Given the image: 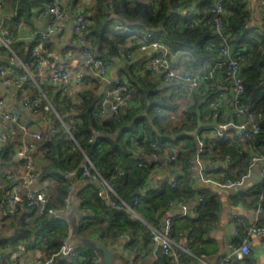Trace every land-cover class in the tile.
Returning a JSON list of instances; mask_svg holds the SVG:
<instances>
[{
	"label": "trees",
	"instance_id": "trees-1",
	"mask_svg": "<svg viewBox=\"0 0 264 264\" xmlns=\"http://www.w3.org/2000/svg\"><path fill=\"white\" fill-rule=\"evenodd\" d=\"M9 1L14 3L16 0ZM44 1L48 2L17 0L16 18L22 16L26 21L22 11H27L30 6L42 7ZM70 1L76 4L80 0ZM213 1L90 0L87 17L91 23L86 26L84 36L95 55L106 65L112 58L122 55L120 46L128 36L136 34L139 37L137 31H151V39L160 41L166 47L172 66L206 73L212 71V75L208 78L207 87L193 89L190 104L174 116L168 115L167 110L177 113L178 104L168 90L164 75L150 69L137 70L126 56H123L124 66L118 71V77L127 83L129 96L120 105L118 113L110 112L111 115L102 116L103 90H80L77 98L73 99L62 86H53L57 89L51 97L53 108L38 110L50 123L41 129L36 148L29 152L32 158L35 151L40 150L43 162L31 170L38 183L47 179L48 183L42 186L54 206L64 205L66 187L70 182L75 183L69 211L75 209L80 221V234L98 238L108 246L125 232L131 235L128 243L138 242L140 232L144 234L143 240L147 241L152 239V229L147 227L145 220L158 229L162 216L171 206L178 202L189 204L201 196L193 209L195 216L186 214L169 221L171 237L175 236L180 241L187 233L194 240L199 239L204 226L214 222L220 202L216 195L210 194L209 189H201L197 193L192 187L195 178L191 164L197 149V138L212 144L210 151L201 153L202 159L211 164L228 162L229 169L224 170L220 179L234 178L246 171L253 149L264 154V23H251L246 0H223L219 13L209 10ZM193 2L196 3L193 5ZM192 6L196 14L187 11ZM84 11L80 12L84 14ZM215 18L221 23L219 27ZM118 24H125L127 29L116 28ZM38 42L33 40L29 47H25L22 42L15 41L10 46L22 61L35 63L34 48ZM48 43L46 40L44 45L48 47ZM224 43L238 54L240 60L239 71L244 86L239 94L240 102L247 104L251 101L255 120L261 126L260 131L249 139L237 134L212 137L210 133V125L221 121L222 107H219L220 114L215 118L209 102L223 91L224 86L229 88L231 84L223 77L224 67L217 65L222 59L219 49ZM231 118L235 119L234 110ZM63 123L72 132L75 141L68 136ZM50 126H54L53 132ZM152 140H157L160 147L174 154L168 161L175 171L176 184L173 187L167 180L160 182L156 188L150 185L152 176L161 169L158 160L146 158L148 149L145 147ZM19 144L17 135L15 137L10 131V137L0 150V210L3 213L0 264L5 263L12 251L18 248H38L43 258L53 256L52 264H95L98 253L80 243H75L77 256L73 258L55 254L72 227L69 212L65 218L58 219L45 213L37 214L35 205L24 211L25 191L22 192L23 200L12 207L2 204L6 202L3 201L1 186L8 188L15 179L13 166H24L26 161L25 158H16L15 148ZM86 156L94 165L98 174L96 178L81 174V164ZM139 161L142 163L138 164ZM119 168L124 170L123 174L118 173ZM69 171H74V174L67 175ZM8 174L12 177L7 178ZM100 178L106 180L120 199L130 202L137 198L134 211L139 218L132 217L124 209L115 208L104 198L101 192L105 186L100 184ZM135 190L139 193H134ZM246 194L251 195V203L264 209V178L244 191L239 190L233 200H245ZM90 210L92 215H88ZM236 226L240 228L241 224ZM245 227L238 228L239 232ZM240 233L231 242L234 246L240 243ZM177 251L179 258L186 255L178 248ZM168 261L173 264L169 258Z\"/></svg>",
	"mask_w": 264,
	"mask_h": 264
},
{
	"label": "crops",
	"instance_id": "crops-1",
	"mask_svg": "<svg viewBox=\"0 0 264 264\" xmlns=\"http://www.w3.org/2000/svg\"><path fill=\"white\" fill-rule=\"evenodd\" d=\"M63 6L66 8V17L61 21V29L47 35L41 39L39 32L42 31L40 27L47 26L48 14L45 12V4L42 7L33 6L27 11L23 10L22 15L27 17L24 21V17L20 16L16 18L17 14V0L13 3L9 0H0V25L11 32L13 36V42L20 41L25 47H29L33 40L39 41L37 46H41L44 51L49 52L50 57L58 64L67 67L71 73L75 71L78 65V61L81 59V45L77 40V32L75 30V14L78 11H84V15L88 16L90 0H80L78 3L73 4L70 0H61ZM248 8L251 12V23L253 25H263L264 23V0H246ZM196 2H193V5ZM191 14H196L194 6L187 8ZM114 16V14L112 15ZM116 27V25H115ZM117 28V27H116ZM3 32L0 30V67L7 69L5 78L9 79L7 82L3 81V77L0 76V99L4 101L5 111H14L19 115V120L15 122L7 121L2 111L0 110V126L8 127L14 136L18 137L21 142L22 139L31 140L32 132L41 129L49 124L41 111H34L29 105L24 104L23 97L28 94L31 96H39L43 101H48L51 104V97L55 95L57 90L54 85H60L66 88L69 96L73 99L77 98V93L80 90L100 89L104 92L110 87V80L118 77V71L124 66V57L131 59L133 66L137 70L149 69V62L153 55L159 51L152 46H146L141 48L139 46L140 37L136 34L130 35L126 38L121 47L120 57L112 58V61L107 65V72L105 77H100L94 70L89 69L87 71L88 82L83 85L76 84L71 80L66 84H59L51 81H45L38 75L40 69L38 64L28 63L22 61L17 54L19 60L26 64V67L30 69L33 76L23 83V87L20 88L16 85L13 79L25 69L18 63H9V51L6 45L2 41ZM48 41V47L44 45L45 41ZM156 72V71H155ZM157 74L164 75L167 85L169 86V92L175 96L174 102L178 104V111L185 109L191 102L192 90L185 89L182 82L176 78H168L162 71H157ZM50 82V83H49ZM223 91L229 94V88L224 86ZM52 105V104H51ZM47 111V110H43ZM231 112L233 113L232 104L224 105L221 109L219 118L221 120L231 119ZM111 115L110 112H102L103 117ZM26 121H29L26 131L22 132L19 128V122L25 125ZM16 126V127H15ZM18 128L14 131L15 128ZM213 131L210 130L212 134ZM16 150V148H15ZM31 158V157H29ZM43 162V158L40 150L35 151V154L31 158L32 168H37ZM222 167L223 169H217ZM15 171V180L20 182L24 178H27L26 169L24 166L15 164L13 166ZM229 169L228 162L222 164L210 163V161L202 159L201 163L194 162L192 165V171L194 173L195 180L192 187L198 192L201 189H209L210 194L216 195L219 199V206L215 211L214 222L204 226L202 229L201 238L194 240L188 234H184L179 241L175 236L172 240L178 249L184 252L186 255L180 257L181 264H215L223 255L229 251L230 243L235 239L237 234L231 232L232 225L241 224L239 229H242L248 225L254 219H257L260 223L264 224V215H258V207L251 203V195L246 194L245 200L236 199L239 190H246L257 181L261 180L257 174L256 168L253 173L248 177L242 188L234 189L225 186L215 187L214 185L207 184L208 180L205 178L219 177L222 178L224 170ZM171 172L174 170L168 165V169L163 168L158 170L151 178V187L156 188L157 185L172 178ZM213 183V182H210ZM28 186H37L36 179H28ZM101 184V182H100ZM103 187V184H102ZM26 187L22 186L21 191H25ZM194 204L189 203V211L182 213L181 208L178 205L171 206L162 216L161 222L158 225V229H163V223L167 218H175L183 215L195 216ZM264 211V209H261ZM182 213V214H181ZM5 214V213H4ZM93 212L88 211V215H92ZM3 213L0 210V225ZM78 218V217H77ZM79 220V218H78ZM144 221V220H142ZM150 229H156V227L148 221H144ZM144 234L140 232V238L138 242L128 243L131 235L128 232L118 235L117 239L110 248L114 250V264H170L168 258L160 251L156 253L158 243L153 239L143 240ZM249 253L242 259L233 258L226 264H264V239L263 237L251 234L249 237ZM161 250V249H160ZM42 257V252L38 249L24 250L18 248L12 251L9 259L2 264H37L38 260ZM52 264V263H51Z\"/></svg>",
	"mask_w": 264,
	"mask_h": 264
},
{
	"label": "built area",
	"instance_id": "built-area-1",
	"mask_svg": "<svg viewBox=\"0 0 264 264\" xmlns=\"http://www.w3.org/2000/svg\"><path fill=\"white\" fill-rule=\"evenodd\" d=\"M1 4V3H0ZM223 0H214L213 4L209 7L210 12L219 13L222 11ZM45 12L48 14V23L45 31H40L39 36L41 39L45 38L47 35L54 33L60 30L61 21L66 17L67 11L63 6L61 0H48ZM215 22L219 27L221 23L215 18ZM91 23V19L80 11L75 14V30L77 32V40L81 45V59L78 61L77 68L73 73L70 70L58 64L51 57L49 52L44 51L43 48L39 45L34 48V62L38 64L40 69L38 75L41 76L45 81H51L59 84H66L67 82L73 80L78 85H83L88 82L87 71L89 69L94 70L100 77H105L107 72V65L104 60L96 56L90 42L84 36L86 31V26ZM117 28L127 29L125 24L116 25ZM0 30L3 32L2 41L6 45L9 51V63L14 64L18 63L25 70L18 74L13 81L20 88L23 87V83L33 76V73L30 69L26 67V64L18 59L11 48V43L13 42V36L10 31L6 28L1 27ZM137 34L140 37L139 46L145 48L146 46H152L157 48L159 51L152 56L149 62V69L152 72L162 71L168 78H176L180 80L185 87V89L193 90L197 88H206L208 78L211 77L212 71L209 73L195 71L192 68L182 69L179 67H174L171 65L167 54L166 47L158 40L151 39V31H137ZM219 54L222 57L218 61V66L224 67L223 77L231 84L229 86V94H226L224 91L218 93V95L209 102V105L214 109L213 116L217 118L220 114L219 107L224 105L232 104L235 119L218 121L215 124L210 125L212 127V137H232V135L237 134L244 139H249L256 133L260 131V124L255 120V113L251 108V101L247 104H242L239 99V94L243 91V77L239 71L240 60L238 54L235 53L228 44L224 43L220 46ZM7 69L5 67H0V76L3 77V81L7 82L9 79L5 78ZM110 87L106 89L105 94L101 101L102 112H112L118 113L120 105L124 102V99L129 96L127 91V83L123 81L120 77H115L110 80ZM63 90L67 91L63 86ZM23 102L26 105H29L34 111L38 110H49L52 105L48 101H43L39 96L24 95ZM0 110L2 111L4 117L7 121L15 122L19 115L14 111H5L4 110V101L0 99ZM158 110H161L158 108ZM168 115L174 116L179 113V111H169L167 110ZM65 131L68 133L71 139L75 141V138L72 132L67 128L63 123ZM19 128L22 132L26 131L27 126L19 122ZM50 130L53 132L55 130L54 126H50ZM10 137V131L8 127L0 126V150L2 149L5 142ZM40 138V132L35 130L32 132V139L25 140L22 139L20 144L16 147L15 155L16 158H25L24 167L26 169V176L22 181L18 182L15 179L8 186V188H2L3 201L4 205L12 207L16 202L23 200V193L21 187H26V205L23 207V210L26 211L30 205H35L37 214H47L49 216L63 219L66 217V214L69 212L71 199L74 193L75 183L70 182L66 187V195L64 196V205L63 206H54L50 203L49 194L43 189V184H47V179H42L37 186H28V179H35V175L32 172L31 161L29 158V152L36 148V140ZM197 149L196 153L193 156L192 164L194 162L201 163V153L204 151H210L212 144L207 143L203 138H197ZM141 148L144 146L140 145ZM148 149L146 153V158L158 160L157 164L161 169H168V161L174 157V154L169 153L167 148L160 147L157 140H152L145 147ZM253 149V148H252ZM142 161H139L138 164H141ZM81 174L84 176H89L96 178L98 176L94 165L91 159L86 156L84 161L81 164ZM254 168L257 170V174L260 179L264 178V154L259 153L257 150L253 149L251 157L248 163L246 171L239 174L234 178H225L220 179L217 177L205 178L209 182H213L219 186H225L228 188L234 187L236 185L244 184L245 180L251 176ZM94 169V170H92ZM124 170L122 168L118 169L119 174H123ZM74 174V171H69L67 175ZM172 178H168L170 186H175V173L171 172ZM12 177L11 174L7 175V178ZM101 179V183L105 186L102 188V195L106 200L115 208L124 209L129 212L132 217H138V214L134 211V205L137 203V198H134L132 201L127 202L119 198L116 191L106 183V180ZM158 186V185H157ZM201 200V196L197 199H194L190 203L196 205ZM182 213L186 212L188 209V203L178 202L177 204ZM261 209L258 208V211ZM181 213V214H182ZM170 219L167 218L163 223V229H152L151 237L158 243L161 252L167 256L173 264H181L179 254L177 251V245L174 244L172 237L170 236ZM80 226V221H79ZM231 232L233 234H238L239 229L236 225H232ZM241 240L238 246H234L232 243L229 245V251L223 255L215 264H226L229 262L233 255L235 258L242 259L245 255L249 253V237L251 234H256L264 239V224L260 223L257 219L251 221L242 231H241ZM122 235V234H119ZM55 254H61L67 258H73L77 256L76 244L72 240V227L69 229L68 236L64 239L59 249ZM1 255V254H0ZM52 257L48 258L40 257L37 264H51ZM95 264L100 263V257L95 261Z\"/></svg>",
	"mask_w": 264,
	"mask_h": 264
},
{
	"label": "water",
	"instance_id": "water-1",
	"mask_svg": "<svg viewBox=\"0 0 264 264\" xmlns=\"http://www.w3.org/2000/svg\"><path fill=\"white\" fill-rule=\"evenodd\" d=\"M40 29L42 31L46 30L45 26L40 27ZM18 120H19V118H18ZM28 122L29 121H26V123H25L26 126H28V124H29ZM207 184L214 185L215 187H217V185L214 183H210V182L208 183L207 182ZM243 185H246V184L236 185L233 188L239 189V188H242ZM134 193H139V191L135 190ZM186 211L188 212L189 209H186ZM258 215L259 216L264 215V211L263 210L258 211ZM68 217L72 223L73 241L75 243H80L87 248L95 250L100 257V263L101 264H114V250L112 248H110L107 244H105L103 241H101L98 238L89 237V236L82 235L79 233L80 226H79V220L76 217L75 209H72L69 211ZM160 251L161 250H160V247L158 245L156 253H158ZM233 258H234V255H233Z\"/></svg>",
	"mask_w": 264,
	"mask_h": 264
}]
</instances>
